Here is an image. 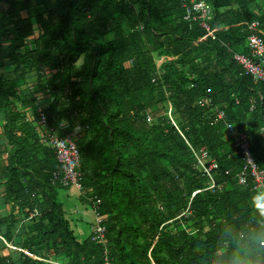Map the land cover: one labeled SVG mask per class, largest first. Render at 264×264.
<instances>
[{
    "label": "trees",
    "instance_id": "obj_1",
    "mask_svg": "<svg viewBox=\"0 0 264 264\" xmlns=\"http://www.w3.org/2000/svg\"><path fill=\"white\" fill-rule=\"evenodd\" d=\"M200 1L216 40L201 16L186 21L184 0H0V183L11 206L0 242L22 250L0 252V264H203L226 225L264 213L238 182L236 137L199 106L225 109L264 170V83L233 58L249 53L255 21L264 35V0ZM155 56L173 59L162 76ZM43 117L79 148L81 197L100 202L103 241L93 231L80 241L58 200L63 167ZM192 149L219 164L215 189Z\"/></svg>",
    "mask_w": 264,
    "mask_h": 264
},
{
    "label": "built area",
    "instance_id": "obj_2",
    "mask_svg": "<svg viewBox=\"0 0 264 264\" xmlns=\"http://www.w3.org/2000/svg\"><path fill=\"white\" fill-rule=\"evenodd\" d=\"M184 8L186 10V21H196L198 16H201V26L208 32L213 40H216V35L209 26L211 17V8L205 1L200 0H184ZM262 23L255 21L251 26V34L247 39L248 54H234V61L242 68L243 73L250 77L254 83H264V35L260 30ZM201 108L210 109L214 112L215 123L224 122L227 133L231 138L236 140V149L243 161V169L237 176L238 182L242 186L253 185V190L264 201V170L260 169L255 161L251 150V143L246 133L237 130V127L232 124L227 117L226 110L215 105L211 98H202L199 101ZM42 125L46 132V139L50 140V145L56 152L57 159L62 165L63 170L54 174V178L60 181L64 188H77L82 191L81 174L79 172L81 165V154L75 141L68 137H60L52 134L53 130L49 128L46 118H42ZM264 135V129H263ZM191 147V146H190ZM193 150V149H192ZM197 159V168L200 169L211 180L210 190L216 188V183L213 178V173L219 169V164L215 160L209 162V154L206 149L200 153L193 150ZM98 201L94 206L95 225L93 227V239L95 241H103L106 235L104 226L105 218L98 211ZM10 247V246H9ZM13 248V247H10ZM41 260L47 264H58L49 260Z\"/></svg>",
    "mask_w": 264,
    "mask_h": 264
},
{
    "label": "clouds",
    "instance_id": "obj_3",
    "mask_svg": "<svg viewBox=\"0 0 264 264\" xmlns=\"http://www.w3.org/2000/svg\"><path fill=\"white\" fill-rule=\"evenodd\" d=\"M203 264H264V213L257 211L250 221L236 219L226 225Z\"/></svg>",
    "mask_w": 264,
    "mask_h": 264
},
{
    "label": "crops",
    "instance_id": "obj_4",
    "mask_svg": "<svg viewBox=\"0 0 264 264\" xmlns=\"http://www.w3.org/2000/svg\"><path fill=\"white\" fill-rule=\"evenodd\" d=\"M209 37H211L209 35ZM212 38V37H211ZM238 54V53H233ZM166 57V56H163ZM169 58V57H168ZM171 59V58H169ZM7 156V155H4ZM4 181L3 183H0V218L7 217L11 213V206L7 205L6 201H4ZM81 191H79L77 188H64L58 192V200L60 203H62L64 210L67 212L68 217L71 220L72 227L77 235V237H82V240H86L93 231V227L95 225V214L94 209L91 208L84 200L82 199ZM92 209L93 216L89 214V208ZM18 214V213H17ZM18 218L20 220V226L18 227V230L21 229V226L24 224V221H22L21 216L18 215ZM92 220V222L89 224L88 228H84V221L85 220ZM22 224V225H21ZM23 227V226H22ZM2 231L4 233L7 232V227H2ZM18 233V232H17ZM4 236V235H2ZM1 235L0 237L3 238ZM4 239V238H3ZM17 240H20L19 238ZM0 252L3 255H10V256H18L19 250H13L9 248L5 243L4 244L0 242Z\"/></svg>",
    "mask_w": 264,
    "mask_h": 264
},
{
    "label": "rangeland",
    "instance_id": "obj_5",
    "mask_svg": "<svg viewBox=\"0 0 264 264\" xmlns=\"http://www.w3.org/2000/svg\"><path fill=\"white\" fill-rule=\"evenodd\" d=\"M171 60H173V59H169L168 58V56L167 57H163V56H161V57H159V56H155V61H156V65H157V71H158V74L160 75V76H162L163 75V73L165 72L164 70H163V64H166L167 62H169V61H171ZM236 141V140H235ZM5 158L7 157V156H4ZM89 208V214L91 215V216H93V213H92V209H90V207H88ZM93 218H94V216H93ZM92 220L93 219H91V220H85L84 221V228L86 227V228H88L89 227V224L92 222ZM89 223V224H88ZM79 240L80 241H84V240H82V237H79ZM15 250V249H14ZM16 251V250H15Z\"/></svg>",
    "mask_w": 264,
    "mask_h": 264
}]
</instances>
